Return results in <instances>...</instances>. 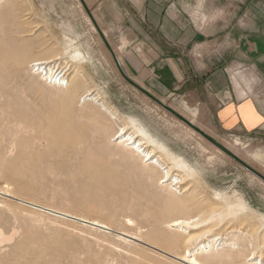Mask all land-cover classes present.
Here are the masks:
<instances>
[{
	"label": "rangeland",
	"instance_id": "1",
	"mask_svg": "<svg viewBox=\"0 0 264 264\" xmlns=\"http://www.w3.org/2000/svg\"><path fill=\"white\" fill-rule=\"evenodd\" d=\"M84 2L94 13L96 0ZM202 10L194 8L186 16L204 31L208 14H201ZM112 48L123 71L131 79L179 112L193 117L198 126L202 125L221 144L238 143L239 151L242 152L240 155L245 156L243 159L264 174V148L254 144L251 136H231L216 130L204 119L202 106L191 103L185 91L173 89L161 93L154 88L149 80L153 81L158 76L163 64L160 67L157 64H145L141 71L135 72L131 64L125 61V48L117 45H112ZM199 48L196 54L203 49ZM75 49L84 54L83 61L72 58L70 52ZM189 49L182 47L174 51L184 58L183 53L188 54ZM168 51L166 48L165 58L169 57ZM56 55L62 58L56 62L57 65L66 67L71 81L72 78L76 80L73 81L77 86L74 90L78 88V91L70 92L73 97L68 95L69 99L65 97L66 90L50 86L31 69L34 60ZM23 57H26V63L21 66L17 61ZM133 64L140 66L138 63ZM0 65V88L3 86L0 89V231L7 238L13 236L0 242V261L6 256L5 261H2L11 262L12 255L17 264H187L173 256L182 257L185 253L188 246L183 239L185 235L211 227L212 235L219 236L216 233L228 232L230 224L240 229L235 234L241 235L240 243L250 234V238L254 236L258 240L261 249L258 250H264V182L232 157L218 153L129 83L82 0H0ZM184 65L187 66V63ZM76 78L82 79V82L79 83ZM88 89H97L120 118L113 119L96 103L79 102L81 95ZM133 121L164 145L167 152L160 148L156 150L158 154L162 153L167 163L173 164L174 158L184 161V167H173L174 172L185 177L184 187L178 191L163 187L158 182L163 173L160 167L146 165L133 152L125 154L122 148L116 147L111 141L124 122L134 129ZM67 126L70 127L68 134L65 132ZM70 133L80 137L83 135L77 141L80 143H77V151L81 153L69 150L64 144L65 136H72ZM60 141L62 145H59ZM242 149H249L250 155L246 156ZM253 152L262 154L255 158ZM125 155L128 156L125 158ZM84 158L88 161L92 159L93 162L90 161L97 167L84 169ZM185 188H189L186 193ZM174 193L178 197L190 196L191 199L196 195L197 201H192L191 215L198 212L196 206L199 204L207 206L211 214L225 209L227 201L242 203L246 212L237 220V217L227 218L225 215L222 217L224 221L213 218L205 225L194 226L187 232L178 229L175 231V243H171V239L166 242L168 238H164L165 233V237L171 236L166 227L169 220L166 215L169 214L162 209L165 198L174 196ZM20 198L100 219L110 223L112 229L72 219V216H77L72 213H59L58 216L55 213L48 214L38 207L20 202ZM142 212L149 214L143 213L142 216ZM148 215L154 216L150 218ZM171 216L170 219L175 217ZM129 217H134V224L128 222ZM161 228L165 231H161ZM117 231L130 232V236L142 237V241L128 237V242L118 238ZM155 233H163V237L156 238L159 234ZM154 244L156 248L151 246ZM157 247L171 254L163 253ZM250 249L235 250V256L240 261L235 256L232 259L236 260V264H246ZM15 250H18L19 260L14 258L17 255H14Z\"/></svg>",
	"mask_w": 264,
	"mask_h": 264
},
{
	"label": "crops",
	"instance_id": "2",
	"mask_svg": "<svg viewBox=\"0 0 264 264\" xmlns=\"http://www.w3.org/2000/svg\"><path fill=\"white\" fill-rule=\"evenodd\" d=\"M194 8L208 14L204 31L186 16ZM94 13L104 39L125 48L135 72L163 64L149 80L159 92L185 91L216 130L251 136L264 148V0H96ZM182 47L190 48L184 58L174 51ZM233 69L253 70L263 86L243 95Z\"/></svg>",
	"mask_w": 264,
	"mask_h": 264
},
{
	"label": "bare ground",
	"instance_id": "3",
	"mask_svg": "<svg viewBox=\"0 0 264 264\" xmlns=\"http://www.w3.org/2000/svg\"><path fill=\"white\" fill-rule=\"evenodd\" d=\"M95 11V10H94ZM93 14V17L95 16V14L96 13H92ZM105 48V47H104ZM70 55L72 56V58H75V59H84V54L83 53H81V51L80 50H77V49H75V51L74 52H70ZM57 56V55H56ZM60 56V55H59ZM59 56H57V57H47V58H38V59H36V60H34L32 63H31V69L32 70H34V73H36V75H39L40 76V78L42 77V79H45V81L47 82V83H49L50 84V86H53V87H55V88H60L61 90H66V93H64L65 94V97H66V99H67V97H68V95H70V92H73V90L75 89L74 87H77L74 83H73V81L75 80L74 78H72V81H71V77L69 76L70 75V73H68V69H66V67H63V66H60L59 64L57 65V61H59V60H61L62 58L61 57H59ZM117 57V56H116ZM117 59H118V57H117ZM80 60V61H81ZM29 61V60H28ZM83 61V60H82ZM118 62H119V60H118ZM17 63L19 64V65H25V63H26V57H23L22 59H18V61H17ZM16 63V64H17ZM119 64H120V62H119ZM4 65V64H3ZM35 65H39V67L37 68V70H35L33 67L35 66ZM49 65H55V66H57V67H61V68H63V69H65V73H64V77L65 78H63L62 79V81H61V84H56V83H52V80L51 79H49V75H50V73L52 72V69L50 70V71H48V69H47V66H49ZM1 66V65H0ZM41 66H46L45 68H41ZM120 66H121V64H120ZM238 67V66H237ZM245 67V66H244ZM243 67V68H244ZM76 68V67H75ZM248 69V68H247ZM253 69V68H252ZM80 72H78L77 74H79ZM80 75V74H79ZM79 75H78V77H79ZM81 76H83V75H81ZM231 76H232V79H233V82H234V84H235V87L237 88V90H238V92H241L242 94L244 93V92H246L247 90L248 91H251V92H253L254 93V91H256V88L257 87H259V88H261L262 86H263V81H262V79L260 78V77H258V75L253 71V70H248V71H246V70H232L231 71ZM77 79V78H76ZM77 80H79V83H80V81L82 82V79L80 80V78L79 79H77ZM50 81V82H49ZM76 81V80H75ZM76 83H78V82H76ZM78 83V84H79ZM77 84V85H78ZM80 85V84H79ZM142 86V85H141ZM3 87V86H2ZM0 88L1 90L3 89V88ZM146 89V88H145ZM77 91H78V88H77ZM77 91H75L74 90V92H77ZM101 91V90H100ZM150 92V91H149ZM258 93V92H257ZM72 94V93H71ZM75 94V93H74ZM244 95V94H243ZM246 95V94H245ZM106 96V95H105ZM70 97H73V95L71 96L70 95ZM68 99H69V97H68ZM162 100V99H161ZM163 101V100H162ZM79 102H82V104H86V103H89V102H93V103H96L98 106H99V108L105 113H108L113 119L114 118H118L119 116H118V113H117V111L110 105V103L106 100V98L104 97V96H102V94L100 93V92H98L97 91V89H88V90H86L82 95H81V97H80V101ZM17 103V102H16ZM20 106H22V105H20ZM159 106V105H158ZM171 106V105H170ZM172 107V106H171ZM160 108H162L161 106H160ZM173 108V107H172ZM29 109V108H28ZM163 109V108H162ZM175 109V108H174ZM58 110V109H57ZM176 110V109H175ZM163 111L164 112H166V110L165 109H163ZM176 111H178V110H176ZM54 112H55V110H54ZM63 112V111H62ZM179 112V111H178ZM180 114H182L184 117H186L187 119H189L192 123H194L195 125H197L198 126V124H197V122L195 121V119L193 118V117H188L186 114H184V113H182V112H179ZM58 114H60V109H59V112H58ZM55 115H57L56 113H55ZM62 115H64V113L62 114ZM60 116V115H59ZM59 116H58V118H59ZM55 118H57V117H55ZM120 118V117H119ZM175 119H177L176 117H174ZM61 118H59V120H60ZM71 120V119H70ZM119 120V119H118ZM121 120V119H120ZM179 122H181L179 119H177ZM56 121H58V119L56 120ZM59 122V121H58ZM61 122V121H60ZM69 121L67 120V123H68ZM71 122V121H70ZM69 122V123H70ZM136 122V121H135ZM134 121L132 122V124H134L135 125V128L134 129H132L131 127H129V125L130 124H128V122L127 123H125L124 122V124L123 125H120V128H118L117 130V132L115 133V134H113V136L111 137V141L112 142H114L115 144H116V147H120V148H122V152H124L125 154H127V153H131V152H133V153H135L136 155H137V157H138V159H139V156L143 159V161L142 162H144L146 165H149V166H152V164L154 165H157L158 167H160V169L163 171V173H162V176H160V179H158V182L160 183V184H163V187L165 186V188L167 187V189L168 188H171V189H173V190H177L178 191V189H181L182 188V186L186 183V179H185V177L182 175V174H180V173H176V172H174V168L173 167H175V166H179V167H184L185 165V163H184V161H182L181 159H179V158H174V159H172L174 162H173V164H169V163H167L164 159V157L161 155V154H158L159 152L157 151L159 148L160 149H162L163 150V152H167L168 150L164 147V145H161L158 141H157V139H155L151 134H149L141 125L139 126V125H137L136 123H135ZM67 123H65L66 125H68ZM77 123V122H76ZM76 123H75V125H76ZM79 123V122H78ZM182 123V122H181ZM56 124H58V123H56ZM55 124V125H56ZM71 124L73 125V123L71 122ZM184 124V123H183ZM80 125V124H79ZM185 125V124H184ZM70 126V125H69ZM74 126V125H73ZM72 126V128H77L76 126L75 127H73ZM81 126V125H80ZM79 126V127H80ZM189 130H190V132L191 133H193V134H196V135H198L199 136V138L201 139V140H203L204 142H206V143H208L210 146H212L213 147V149H215L218 153H220V154H222V155H227L225 152H223L220 148H218L217 146H215L214 144H212L211 142H209L206 138H204L203 136H201L200 134H198L196 131H194L193 129H191L190 127H188L187 125H185ZM55 127V126H54ZM58 127V126H57ZM199 128H201L202 130H206L204 127H202V125H201V127L200 126H198ZM70 128V127H69ZM68 128V126L66 127V130H65V128H64V130H65V132H67V134L69 133V129ZM57 129V128H56ZM69 129V130H68ZM59 130H61V127L59 128ZM63 130V129H62ZM62 130L60 131V132H62ZM73 130V129H72ZM78 130V129H77ZM77 130H75V132L77 131ZM81 130V132H82V129H80ZM57 131V130H56ZM95 131V130H94ZM73 132V131H72ZM99 132V131H98ZM206 133H208L207 131H205ZM76 133H78V131L76 132ZM75 133V134H76ZM83 134H84V132H82ZM70 134H72V133H70ZM73 135L72 134V136H70V135H64L65 136V139L67 140V142H66V140H64V144L66 145V147L69 149V150H73L74 152L76 151V152H78L77 151V143H79V142H77L80 138H82V136L80 137V135ZM209 134V133H208ZM61 135V134H60ZM211 137H213L212 135H211V133L209 134ZM63 136L61 135V138H62ZM87 137V136H86ZM110 139V138H109ZM60 140V139H59ZM62 140V139H61ZM84 140V139H83ZM63 141V140H62ZM110 141V142H111ZM61 142V141H60ZM111 142V143H112ZM228 142V141H227ZM226 142V143H227ZM53 143V142H52ZM81 143H83V142H81ZM114 143H112V144H114ZM223 143V142H222ZM225 143V142H224ZM223 143V144H224ZM80 144V143H79ZM222 144V145H223ZM59 145H62V142H61V144H59ZM24 146V145H23ZM84 146V145H83ZM83 146H81V147H83ZM227 149H229L230 151H232L234 154H236V155H238L239 157H241L242 159H243V157H245V156H243L242 157V155H240V153H242V152H240L239 151V145H238V143H231L230 145H224ZM25 147V146H24ZM62 147V146H61ZM80 146H78V148H79ZM107 147V146H106ZM115 147V148H116ZM54 148H55V143H54ZM65 148V147H64ZM109 148V147H108ZM156 148H158L157 150H156ZM243 148H245V147H243ZM57 149L58 150H60L59 149V147H57ZM79 149H82V148H79ZM64 150V149H63ZM83 150V149H82ZM81 150V151H82ZM242 151H244V153L246 154V156L247 155H250V153H251V151L249 150V149H242ZM65 152V151H64ZM103 152H104V149H103ZM119 152V151H118ZM121 152V151H120ZM78 153H81V152H78ZM105 153V152H104ZM108 153V152H107ZM123 153V154H124ZM133 153H132V155H133ZM168 153H170V152H168ZM84 154V153H83ZM120 154V153H119ZM122 154V155H123ZM253 155H255V158H258L261 154H259V153H252ZM76 155V154H75ZM85 155V154H84ZM126 156H128V155H125V158H126ZM227 156H229V155H227ZM134 157L136 158V156L134 155ZM89 158H91V157H89ZM110 158V157H109ZM140 158V159H141ZM230 158V157H229ZM84 159H86V158H84ZM137 159V160H138ZM90 160H92V159H89V161H88V159H86V160H84V162L82 163V165L84 166H82L84 169L85 168H93L94 169V167H97V166H95V165H93V160H92V162L90 161ZM136 160V161H137ZM78 161V160H77ZM83 161V160H82ZM81 161V162H82ZM87 161V162H86ZM137 163H139V161H137ZM141 163V162H140ZM143 163V164H144ZM72 164V163H71ZM80 164V163H79ZM136 164V163H135ZM92 166H94V167H92ZM148 168V167H147ZM87 170V169H86ZM105 174V173H104ZM107 174V173H106ZM153 175H156V174H153ZM152 175V176H153ZM254 175V174H253ZM255 176V175H254ZM257 177V176H256ZM258 178V177H257ZM260 179V178H259ZM261 180V179H260ZM110 181V180H109ZM263 181V180H262ZM107 182V181H106ZM264 182V181H263ZM184 187V186H183ZM111 189V188H110ZM167 189H166V191H167ZM189 190V188H185V190H184V193H186L187 191ZM170 191V190H169ZM115 192V191H114ZM173 193V192H172ZM182 193H183V191H182ZM175 194V193H174ZM193 194V193H192ZM218 194V193H217ZM8 195H10V194H8ZM163 195V194H162ZM161 195V196H162ZM195 195V194H194ZM10 196H12V195H10ZM17 196V195H16ZM111 196H115V195H111ZM165 196H166V194H165ZM164 196V197H165ZM173 195H171V196H167L165 199L166 200H164V201H166L164 204H165V206H163V203H161L162 204V206L164 207L162 210L163 211H165L166 212V214H169L171 217H173V216H175V217H173L172 219H170V217H169V215H166L168 218H169V220H167L168 221V224H167V228L169 229V231H170V233H171V236L170 237H165V235L167 234V233H165V235H164V238L165 239H167L166 240V242L169 240V239H171V240H169V241H171V243H175V241H174V239H176V238H174L175 237V235H176V230H180V229H182V230H185L186 232H187V230L189 229H192L194 226H200L201 224H204L205 222H208V220H214L215 218H221L222 220H223V218L222 217H224L225 215H226V217L227 216H233L232 218H235V217H237L236 218V220L238 219V217L242 214V213H245L246 211H245V206L242 204V203H233V202H228L227 200H225V202L227 203H225L226 205H227V207L225 208V209H222V210H219L218 212H216V213H211L210 214V209H206L207 208V206H204L203 205V203L202 204H199L200 206H198L197 204V206H196V208H198L197 210H198V212L195 214V215H191L190 214V210H192V208H193V203H192V201H194V199H195V201H197L196 200V195L195 196H193V197H195V198H193V199H191V198H189V197H178L176 194L172 197ZM219 196V195H218ZM220 196H222L221 194H220ZM113 197H112V199H113ZM223 197V196H222ZM118 198V197H117ZM30 199V198H29ZM119 199V198H118ZM162 199V198H161ZM221 199V198H220ZM19 201L20 202H22V203H26V204H29V205H32V206H35V207H38V208H40V210L42 209L43 211H46L48 214H50V213H55L57 216L59 215V213H62V214H64V215H69V214H71L72 212H70V211H67V210H61V209H57V208H54V206L53 207H50V206H43V205H40V204H37V203H35V202H33V201H30V200H25L24 198L22 199V198H20L19 199ZM163 201V200H162ZM199 202H203V201H199ZM196 203V202H195ZM42 204V203H41ZM115 204V203H114ZM209 205H210V203H209ZM208 205V207H210ZM34 207V208H35ZM162 208V207H161ZM214 208V207H213ZM213 208H211V209H213ZM220 208V207H219ZM194 209H195V207H194ZM196 210V211H197ZM160 211V210H159ZM194 211V210H193ZM216 211H217V209H216ZM32 212V211H31ZM37 212V211H36ZM149 212V211H148ZM160 212H162V211H160ZM195 212V211H194ZM143 213H147V212H142V216H143ZM190 214V216H188V215H186V214ZM74 213H72V215H73ZM141 214V213H140ZM147 214H149V213H147ZM152 214H154V213H152ZM161 214V213H160ZM162 214H164V213H162ZM74 215H77V216H72V219H80V220H82V221H85V222H88V223H90V224H92V225H97V227H100V228H106V229H112V227L110 226V223L108 224V223H106V222H104V221H102V220H100V219H96V218H89V217H85L84 215H79V214H74ZM165 215V214H164ZM245 215V214H244ZM141 216V215H140ZM148 216H150V215H148ZM152 216H154V215H152ZM152 216H150V218L152 217ZM146 217V216H145ZM166 217V218H167ZM214 218V219H213ZM228 218V217H227ZM54 219V218H53ZM128 219V222H130L131 224H134L135 223V220H134V217H129V218H127ZM243 219H245V218H243ZM90 220H92L93 222H90ZM221 220V221H222ZM225 220H226V218H225ZM235 220V219H234ZM234 220H230V221H234ZM242 220V219H241ZM217 221V220H216ZM216 221H214V222H216ZM219 221V220H218ZM220 221V222H221ZM224 221V220H223ZM238 221H240V220H238ZM163 222V221H162ZM252 222V221H251ZM167 223V222H166ZM227 223V222H226ZM210 224V223H209ZM213 224H216V223H213ZM212 224V225H213ZM218 224H219V222H218ZM244 224V223H243ZM255 224V223H254ZM166 225V224H165ZM205 225V224H204ZM221 225V224H220ZM240 225H241V223H240ZM213 226H215V225H213ZM232 226H234V224H232ZM231 226V224H230V228L228 229V232L226 231V232H223L222 234L221 233H219V232H217L216 234H220L219 236H213L212 235V233H213V229H211V227H210V229L209 228H206V229H203V230H201L200 232H197V233H192V234H188V235H185V237L183 238L184 239V242L185 243H187V247H186V249H185V253L183 254V256H182V254H181V256L182 257H180V256H176L175 254L173 255L174 257H176V258H179V259H181V261L183 260V261H185L187 264H225L226 262H229L228 264H231V263H233V264H236L235 263V261L232 259V256L234 257L235 255H236V252H235V250H237V249H249V247H251V249H250V253H249V255L246 257L247 258V260H246V264H264V250L263 251H260L261 249H260V247H259V244H258V240H255V238H253L252 236H251V238H250V234L249 235H247V237L249 236V238L248 239H246L247 237H245V238H243V239H245V241L247 240V243L244 241L242 244L240 243V239H242V237H241V235L240 234H238V235H235L236 234V232L237 231H239L240 229H236L235 227L237 226H235V227H232ZM241 226H245V224L244 225H241ZM252 226H253V223H252ZM141 227V226H140ZM163 227H165V226H163ZM240 227V226H239ZM247 227V226H246ZM255 226H253V228H254ZM160 228H158V230H159ZM163 228H161V231H163L162 230ZM166 229V228H165ZM200 229H202V228H200ZM251 229V228H250ZM218 230V229H217ZM256 230V229H255ZM157 231V230H156ZM165 231V230H164ZM190 232V231H189ZM215 232V231H214ZM245 232V231H244ZM249 232V231H248ZM252 232H253V230H252ZM151 233V232H150ZM149 233V234H150ZM164 233V232H163ZM163 233L161 234H159V233H157V234H159V235H157L156 233V235H157V237L156 238H158V236H162L163 235ZM240 233V232H239ZM242 233V232H241ZM250 233V232H249ZM6 234V233H5ZM129 234H130V232H129ZM129 234H127V232L125 233V232H123V231H117L116 232V235L118 236V238H121V239H123V240H126V241H128L127 239H128V237H131V238H129V239H132V238H136V239H139V241H142V237H139V238H137V237H134L133 235H129ZM133 234V233H132ZM135 234V233H134ZM169 234V233H168ZM178 234V233H177ZM245 234H247V233H245ZM152 235V234H151ZM170 235V234H169ZM172 235H173V237H172ZM252 235V234H251ZM153 236V235H152ZM244 236V235H243ZM246 236V235H245ZM8 237H10V236H8ZM155 237V236H154ZM163 237V236H162ZM161 237V238H162ZM177 237V236H176ZM179 237H181V235L179 236ZM256 237V236H255ZM5 238H7L4 234H3V232L2 231H0V242L1 241H3V239H5ZM11 239L13 238V236H11L10 237ZM10 238H7V240H9ZM144 238V237H143ZM159 239H160V237H159ZM163 239V238H162ZM179 239V238H178ZM131 241V240H130ZM144 241V240H143ZM165 240H163V242H164ZM182 241V240H181ZM5 242V241H4ZM125 242V241H124ZM129 242V241H128ZM2 243V242H1ZM127 243V242H126ZM149 243V242H148ZM181 243V242H180ZM260 243V242H259ZM155 245L156 244H154V245H151V246H153V247H155ZM264 245V244H263ZM157 246V245H156ZM159 246V245H158ZM216 246H217V248H216ZM221 246V247H220ZM218 247H220L221 249H219ZM241 247V248H240ZM156 248V247H155ZM261 248H262V245H261ZM157 249H159L160 251H162L163 253L165 252V253H169V254H171L170 252H167V251H165L164 249L162 250L161 248H158L157 247ZM258 249H260V250H258ZM168 250V249H167ZM14 251V250H13ZM13 251H12V253H13ZM22 251V250H21ZM26 251V250H25ZM25 251H24V253H25ZM238 251V250H237ZM240 252V251H239ZM245 252H247V251H245ZM11 253V254H12ZM15 253H17V255L15 254ZM20 254H21V252H19ZM10 254V255H11ZM238 254V253H237ZM244 254V253H243ZM247 253H245V255H246ZM14 255H16V257L14 256V258L15 259H17V260H19L18 259V250L16 251L15 250V252H14ZM22 255V254H21ZM178 255V254H177ZM239 255V254H238ZM241 255V254H240ZM7 256H9V254H7ZM237 256V255H236ZM235 256V257H236ZM242 256V255H241ZM6 257V256H5ZM5 257L2 259V260H4L5 261ZM11 257V259H12V261L13 262H15L14 260H13V256L11 255L10 256ZM21 257V256H20ZM237 258V257H236ZM235 258V259H236ZM243 258H245V257H243ZM0 261V264H7V262L9 263L10 261H7V262H4V261ZM10 260V259H9ZM237 260H239L238 258H237ZM241 260H242V257H241ZM12 261L10 262V264L12 263ZM230 261H231V263H230ZM232 261H234V262H232ZM240 261V260H239ZM243 263H245V262H243ZM14 264H17L16 262L14 263ZM20 264V263H19Z\"/></svg>",
	"mask_w": 264,
	"mask_h": 264
},
{
	"label": "water",
	"instance_id": "4",
	"mask_svg": "<svg viewBox=\"0 0 264 264\" xmlns=\"http://www.w3.org/2000/svg\"><path fill=\"white\" fill-rule=\"evenodd\" d=\"M82 2L84 3V5L86 6V8L88 9V12L90 14V17L92 18L96 28L98 29L100 35L103 37L102 31L99 28V26L97 25L92 12L89 10L88 6L86 5V3L84 2V0H82ZM104 42L106 43V45L108 46L110 52L112 53L114 59L116 60V62L118 63L123 76L126 78V80L132 84L135 88H137L139 91H141L143 94H145L148 98H150L152 101H154L156 104H158L159 106H161L163 109H165L167 112H169L170 114H172L174 117H176L177 119H179L182 123H184L185 125H187L188 127H190L191 129H193L194 131H196L198 134H200L201 136H203L204 138H206L209 142H211L212 144H214L215 146H217L218 148H220L223 152H225L227 155H229L230 157H232L233 159H235L237 162H239L243 167H245L249 172H251L252 174H254L255 176H257L258 178H260L261 180L264 181V174L261 173L259 170H257L256 168H254L252 165H250L248 162H246L244 159H242L241 157H239L238 155L234 154L232 151H230L229 149H227L224 145H222L220 142H218L216 139H214L213 137H211L208 133H206L204 130H202L201 128H199L197 125H195L194 123H192L189 119H187L186 117H184L182 114H180L178 111H176L174 108H172L169 104L165 103L164 101H162L160 98H158L157 96H155L154 94H152L151 92H149L147 89H145L143 86H141L138 82L134 81L133 79H131L125 71H123L122 67L120 66L118 59L116 57V54L113 50V48L110 46V44L104 39Z\"/></svg>",
	"mask_w": 264,
	"mask_h": 264
},
{
	"label": "built area",
	"instance_id": "5",
	"mask_svg": "<svg viewBox=\"0 0 264 264\" xmlns=\"http://www.w3.org/2000/svg\"><path fill=\"white\" fill-rule=\"evenodd\" d=\"M38 67H39V65H35L33 68L35 70H37ZM45 67L46 66H41L42 69ZM47 69H48V71H50L52 69V72L48 76L49 79L52 80V83L61 84L62 79L65 78L64 77L65 76L64 73L66 72L65 69H63L61 67H57L55 65H49V66H47Z\"/></svg>",
	"mask_w": 264,
	"mask_h": 264
}]
</instances>
